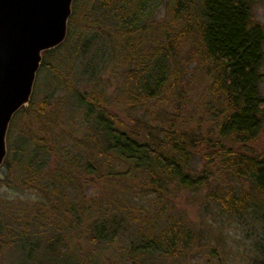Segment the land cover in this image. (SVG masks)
<instances>
[{"label":"trees","instance_id":"obj_1","mask_svg":"<svg viewBox=\"0 0 264 264\" xmlns=\"http://www.w3.org/2000/svg\"><path fill=\"white\" fill-rule=\"evenodd\" d=\"M104 1L108 4L110 0H101L100 5ZM150 1L138 0L135 9V4L115 8L114 17L121 22L116 30L125 70L117 100L124 103L129 123L108 110L101 93L78 97L86 121L92 122L90 131L82 148L59 150L60 162L49 175L40 174L48 154H42L37 169L27 166L24 181L42 195L43 202L35 211H26L24 225L36 216L37 224L40 222L37 231L42 227L49 232L56 224L49 213H54L53 217L74 216L72 199L65 193L76 188L77 172L101 169L110 184L90 224L92 239L112 241L126 231L129 222L137 224L140 219L142 233L132 246L133 255H179L196 238L192 227L181 219L170 214L163 217L166 204L162 197L169 188L203 191L204 198L218 210L235 217L251 214L257 196L264 197V151L247 147L264 123V94L260 90L264 82V27L252 19V0H169V22L160 23L158 36L149 44L141 31L151 27L149 19L158 0ZM193 32L200 54L210 63L207 92L213 104L211 126L205 134L179 123L175 102L182 97L177 83V43ZM60 44L42 51V59ZM167 103H175L172 112L164 118H151L153 109ZM136 110L143 112L141 118L130 116ZM35 115L37 120L46 117V101ZM255 249L260 260L255 264H264V237ZM74 255L51 243L37 264H99L83 253L77 258ZM129 264L141 262L135 257Z\"/></svg>","mask_w":264,"mask_h":264},{"label":"rangeland","instance_id":"obj_2","mask_svg":"<svg viewBox=\"0 0 264 264\" xmlns=\"http://www.w3.org/2000/svg\"><path fill=\"white\" fill-rule=\"evenodd\" d=\"M119 1L110 0L108 4L104 1L100 5L101 0H74L72 20L67 22L64 41L57 50L43 57L29 105L11 118L6 132L7 151L0 166V264H37L51 243L58 250L66 247L71 255L75 254L74 258L83 253L99 264H129L135 257L141 264H255V260L260 263L255 244L264 237V197L259 196L255 198L256 206L251 214L235 217L218 210L213 202L204 198L203 191L169 188L162 197L166 204L163 217L170 214L181 219L192 227L196 238L195 243L179 255H133L132 246L142 233L140 219L137 224L129 222L126 231L112 241L92 239L90 224L110 184L101 169L96 173L77 172L76 188L65 193L72 199L74 216L53 217L54 213H49L50 221L57 224V227L56 224L50 226L49 232L42 227L37 231L40 222L37 224L36 216L29 217V224H23L26 211L30 208L31 212L35 211L43 202L42 195L25 182L27 166L37 169L42 154H48L40 174L49 175L60 162L59 150L66 151L78 145L82 148L90 131L92 122L86 121L85 107L78 104V97L84 93H101L107 100L108 110L129 123L124 103L117 100L123 90L125 70L120 60L121 37L116 30L121 22L114 14L117 5L131 7L135 4V9L138 0H122L121 4ZM168 1L158 0L149 19L151 27L146 29L145 26L141 31L142 38L149 44L158 36L160 23L169 22ZM251 15L264 27V0L251 1ZM195 37L193 32L186 38H179L177 43V83L182 97L180 102L179 99L175 102L179 123L205 134L211 126L213 104L207 92L210 63L200 54ZM261 72L264 75V59ZM260 87L264 94V82ZM44 101L47 115L37 120V108ZM173 105L175 103L157 106L151 118H164L174 110ZM139 111H132L130 116L141 118L143 112ZM247 147L264 151V123L258 137ZM196 165L199 169V160ZM41 209L47 210L44 206ZM53 236L56 237L51 241Z\"/></svg>","mask_w":264,"mask_h":264},{"label":"water","instance_id":"obj_3","mask_svg":"<svg viewBox=\"0 0 264 264\" xmlns=\"http://www.w3.org/2000/svg\"><path fill=\"white\" fill-rule=\"evenodd\" d=\"M73 0H0V166L13 114L29 103L42 51L64 41Z\"/></svg>","mask_w":264,"mask_h":264}]
</instances>
